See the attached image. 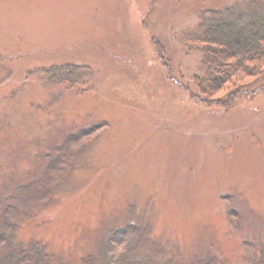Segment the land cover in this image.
I'll return each mask as SVG.
<instances>
[{
	"label": "rangeland",
	"instance_id": "obj_1",
	"mask_svg": "<svg viewBox=\"0 0 264 264\" xmlns=\"http://www.w3.org/2000/svg\"><path fill=\"white\" fill-rule=\"evenodd\" d=\"M263 5L0 0V263L108 264L132 228L137 262L261 264L264 75L208 106L184 37Z\"/></svg>",
	"mask_w": 264,
	"mask_h": 264
},
{
	"label": "trees",
	"instance_id": "obj_2",
	"mask_svg": "<svg viewBox=\"0 0 264 264\" xmlns=\"http://www.w3.org/2000/svg\"><path fill=\"white\" fill-rule=\"evenodd\" d=\"M184 39L187 44L202 51L201 72L194 77L201 94L206 96L198 100L208 106L231 104L248 92L246 85L242 84L244 80L264 75V5L256 6L248 14L232 8L207 11L202 16L199 29L187 33ZM232 87L233 90L226 93L224 99L208 98ZM134 231L132 228L111 231L107 248L119 242V245L123 244V249L112 255L108 264H153L150 260L137 262L129 256L128 234ZM0 264H47V260L34 248Z\"/></svg>",
	"mask_w": 264,
	"mask_h": 264
}]
</instances>
